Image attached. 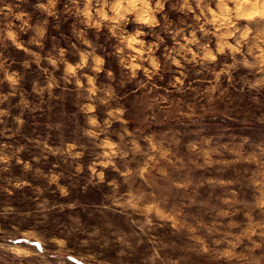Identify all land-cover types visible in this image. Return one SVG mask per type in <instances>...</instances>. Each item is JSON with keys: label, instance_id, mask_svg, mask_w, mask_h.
<instances>
[{"label": "rangeland", "instance_id": "374dc122", "mask_svg": "<svg viewBox=\"0 0 264 264\" xmlns=\"http://www.w3.org/2000/svg\"><path fill=\"white\" fill-rule=\"evenodd\" d=\"M0 264H264V0H0Z\"/></svg>", "mask_w": 264, "mask_h": 264}, {"label": "bare ground", "instance_id": "6f19581e", "mask_svg": "<svg viewBox=\"0 0 264 264\" xmlns=\"http://www.w3.org/2000/svg\"><path fill=\"white\" fill-rule=\"evenodd\" d=\"M262 12V11H261Z\"/></svg>", "mask_w": 264, "mask_h": 264}]
</instances>
